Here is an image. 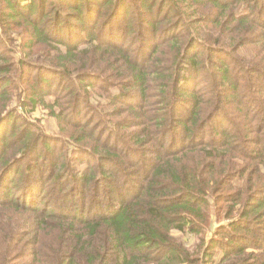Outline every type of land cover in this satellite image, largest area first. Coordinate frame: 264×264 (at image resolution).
Instances as JSON below:
<instances>
[{
  "label": "trees",
  "instance_id": "trees-1",
  "mask_svg": "<svg viewBox=\"0 0 264 264\" xmlns=\"http://www.w3.org/2000/svg\"><path fill=\"white\" fill-rule=\"evenodd\" d=\"M0 264H264V0H0Z\"/></svg>",
  "mask_w": 264,
  "mask_h": 264
},
{
  "label": "rangeland",
  "instance_id": "rangeland-1",
  "mask_svg": "<svg viewBox=\"0 0 264 264\" xmlns=\"http://www.w3.org/2000/svg\"><path fill=\"white\" fill-rule=\"evenodd\" d=\"M94 0H92L93 2ZM100 8V4L99 3H92L90 4V9L92 10V12L98 11ZM87 14L89 16V7L88 10L86 9ZM98 26L100 24L103 23V20L101 17L98 19ZM17 33V31L12 32L14 40H12V43H7V47L5 49V52L13 51V52H17L19 51L21 54H23V52H28L29 50L26 49L25 51H23L19 44L20 41H18L17 36H14ZM190 33H194V31H191ZM75 36V40L77 38H79V30L75 29V32L72 33ZM199 48V47H197ZM197 48L194 49V51L197 50ZM23 52H22V51ZM24 56V55H22ZM225 56V55H224ZM52 82L54 84H60L61 83V89H59L56 93H59L61 91L65 90V87H67V85H65L64 83L67 82V79L64 76H60V75H53L52 77ZM79 80L77 79V82ZM197 81V79H196ZM200 82V79H199ZM21 82H19L18 84L20 85ZM24 87L26 86L25 83H21ZM101 86H105L104 84ZM75 89L78 91V95L77 98H81L84 97L85 95H89L87 94V92H89V86L87 84H82L80 81L77 83ZM19 90L16 91V93L19 94ZM100 94L102 95V98L100 99L99 96L96 97L95 101H92L93 104H96L97 102H102V105H106L105 102V94L103 92H100ZM16 100L18 98H15ZM46 100H52L51 97H48ZM108 102V101H107ZM15 106H14V111H15V117H14V121L13 123L10 124L11 128H14L15 130H17V132L20 131H25V129H31L34 130L37 133L42 134L43 137H46L48 139H54L55 137L59 136L60 134V129H59V125L57 123V121L51 117L50 115H48L47 110L42 106V105H38L36 107V109L32 110V109H26V107H24V105L20 102H16L15 101ZM86 107V110H84V108ZM94 106L89 105V100L88 101H83L80 104L79 103H74V105L71 107V114L72 118H74L75 122L77 121H82L85 122V124L87 125V127L89 128V114L92 117L91 112L89 113V109L91 110V108H93ZM107 110V109H106ZM88 120V122H87ZM79 128L82 129V127L80 125H78ZM109 132L105 133V135L102 137L101 142L105 141V137L109 136ZM61 136H63V134H61ZM66 148V147H65ZM59 152H63V146L60 145V147L58 148ZM67 150V148H66ZM89 158H91V156H89ZM62 160V159H61ZM94 166V165H92ZM86 165L82 164L81 165V169H85ZM108 191L105 192L104 196L107 194ZM89 193H91V188H89ZM129 199H127L128 201ZM54 204H56V201H53ZM89 203V199H87L86 204ZM174 236L176 237H181V234H179L178 232L174 231ZM190 240L191 246H195L196 243L198 242L197 237H187Z\"/></svg>",
  "mask_w": 264,
  "mask_h": 264
}]
</instances>
